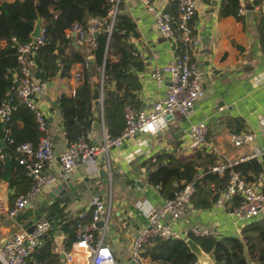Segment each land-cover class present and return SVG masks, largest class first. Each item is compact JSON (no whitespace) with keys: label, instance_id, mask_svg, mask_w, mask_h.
Masks as SVG:
<instances>
[{"label":"crops","instance_id":"obj_1","mask_svg":"<svg viewBox=\"0 0 264 264\" xmlns=\"http://www.w3.org/2000/svg\"><path fill=\"white\" fill-rule=\"evenodd\" d=\"M122 1L126 10L135 18L140 32L138 37L132 38L143 62V68L138 71L142 85L139 90L138 108L150 109L156 101L166 96L171 81L170 76L166 75L163 86H158L151 74L156 67L171 62L181 47V36L177 33L174 40L163 36L156 26L154 12L150 11L142 0ZM149 1L155 10L165 11H168L172 3L168 0ZM239 1L245 10L242 14L244 21L233 15H220L222 0H197L194 27L195 33L201 38V45L194 52V60L203 73L205 94L197 100L192 115L189 118H176L170 123L168 133H137L123 140L121 146L112 147L107 156L99 154L98 165L85 164L75 171L71 178L73 188H67L62 195L52 196L51 193L57 184L46 191L35 205L27 208L23 213L31 211L30 218L22 220V214L15 220L1 216L0 241L8 239L14 231L24 227L25 223L35 216L50 218L49 206L58 199H61L62 206L66 204L64 213L75 217L91 211L90 203L95 196L106 200L111 197L113 209L106 238L116 257L120 258L123 264H130L129 248L133 237L146 224L148 210L161 207L166 198L160 193V186L148 181L146 168L142 166L147 158L157 150L175 152L185 158L192 156L193 160L202 163L199 169L201 173L209 161L206 155L212 154L217 160L219 155L206 150L185 153L181 147L188 128L200 121L207 123V140L228 157L238 158L261 144L258 116L264 115V49L259 40L256 19L264 12V0ZM2 45L4 43H0V47ZM73 46L79 45L73 42ZM88 58L93 60V55ZM73 71L70 78L57 76L49 80L47 91L37 98L46 118V133L54 140L57 157L68 147L59 98L63 93H72L77 87ZM240 132L256 133L252 145L244 148L233 146L230 135ZM92 141L96 145L103 143L101 129L92 130ZM107 159L112 170L109 183L100 176V169L108 165ZM108 184H111L110 190ZM0 191L12 204L15 200L10 198L13 191L9 189L8 183L1 179ZM176 225L180 230L193 226L208 227L216 230L218 236L222 237L227 234L240 235L245 223L235 219L222 208H196L193 201L192 209L182 216ZM71 239L73 237L61 226L53 233L54 246L60 250H70L75 240L69 248L66 242ZM31 261L36 262L34 255ZM212 263L216 264L214 260ZM41 264H66V260L64 255L60 254L58 259Z\"/></svg>","mask_w":264,"mask_h":264},{"label":"trees","instance_id":"obj_2","mask_svg":"<svg viewBox=\"0 0 264 264\" xmlns=\"http://www.w3.org/2000/svg\"><path fill=\"white\" fill-rule=\"evenodd\" d=\"M109 8L110 0H0V43H4L0 47V104L14 91L13 87L18 83L16 77L21 72L19 47L32 40L35 24L38 18H42L45 43L33 55L27 56L33 75L42 80H52L57 76L70 78L75 66H82L75 93H63L59 98L68 145L94 129L96 114L103 115L110 137H119L126 127L123 116L125 103L140 106L139 90L142 85L138 71L143 68V62L132 41L133 37L140 35L135 18L126 10L122 1L109 34L106 30ZM241 8L239 0H222L220 15H233L244 21V16L240 14ZM168 12L177 18V4L172 2ZM92 17L100 21L99 30L95 33V45L87 39L85 44L73 46L72 39L66 37V29L74 24L87 29ZM256 23L260 33L259 40L264 49V12L259 14ZM174 28L176 35L180 34L176 24ZM89 55H93V60L88 58ZM100 67H104L102 103L93 97L94 89L101 86ZM16 103L17 109L11 118L0 122V138L5 136V129H8V137L13 140L4 141L8 156L0 176L13 191L11 200L27 192L33 184L26 167L19 163L17 146L24 142L37 144L46 134L40 128L34 111L17 97ZM206 157L209 158V166L205 165V174L200 179L198 177L202 163L193 160L192 156L185 158L175 152L157 150L142 166L146 168L149 183L160 186V193L166 198L173 196L186 183L198 179L197 193L193 201L194 206L200 209L214 206L219 191L227 187L231 172H239L249 181L255 180L257 175L264 172V162L252 158L228 169L224 175H219L208 172V167L216 163V156L207 154ZM68 202L67 199L66 203ZM239 202L238 196L233 208ZM61 204V199H58L49 206V217L53 220V225L45 234L44 245L34 253L36 262L30 261V264L58 259L60 254L53 252V233L58 226L73 237L66 242L68 248L77 240L79 218L67 216L64 213L66 204ZM91 213L90 211L85 214L84 222L90 220ZM191 238L212 256L216 264H264V215L247 223L241 235ZM143 255L147 264H198L197 256L183 239H152L145 246ZM0 264H3L1 260Z\"/></svg>","mask_w":264,"mask_h":264},{"label":"built area","instance_id":"obj_3","mask_svg":"<svg viewBox=\"0 0 264 264\" xmlns=\"http://www.w3.org/2000/svg\"><path fill=\"white\" fill-rule=\"evenodd\" d=\"M150 11L154 12L155 22L160 33L171 39L176 38L177 25L181 36V47L174 55L170 63L156 67L152 77L158 86H163L164 77L169 75L171 81L164 98L156 101L150 109H141L127 102L123 108V116L126 127L123 133L112 138L103 121V143L96 145L92 141V131L68 145L58 157L55 154L54 140L49 134L42 136L37 144L24 142L17 146L19 163L27 169L28 175L33 179L31 188L18 195L11 204L0 191V217L15 220L27 208L35 205L42 195L51 190L53 186L71 180L73 174L82 165H98L97 156H107L114 146H121L123 140L141 134H158L170 124L179 112L183 117L189 118L198 99L205 94L202 84V70L194 60V52L201 45L200 36L195 33L192 23L196 11L197 0H168L177 4L178 17L165 10H155L149 0H142ZM122 0H110L108 11L109 23L106 30L111 34L117 14L120 11ZM264 11V6L262 8ZM240 9V14H244ZM100 21L92 17L89 27L86 29L79 24H74L66 29V37L72 39L77 45L85 44L89 39L95 45V33L99 30ZM45 43V29L42 28L40 37L19 47L18 60L20 63V75L16 77L18 83L13 87L14 91L0 104V122L11 118L17 109L16 97L34 111L40 128L47 130V122L43 111L40 109L37 98L45 94L49 86V80L36 78L29 65L27 56L33 55L35 50ZM177 43V42H176ZM81 64H77L73 71V78L79 83L81 78ZM101 78V101H103V73L104 67H100ZM78 86V85H77ZM76 88L72 90L74 94ZM258 124L262 135L260 145L253 147L250 153L238 158L228 157L207 140L208 126L205 121L191 124L185 133L182 150L192 153L197 150L212 151L219 155L216 163L208 168V172L224 175L228 169L233 168L240 162L256 158L264 162V115L258 116ZM9 130L5 129V136L0 138V176L4 169L7 152L4 148L5 139L13 142L9 137ZM256 137L254 132L231 133L230 141L234 147L244 148L252 145ZM105 169L111 177L112 170L109 159ZM205 174L203 170L198 179ZM198 179L186 183L173 196L165 198L161 207L150 208L147 214V222L133 237L130 245V264H147L144 257L145 246L155 238L163 240L183 239L191 236H218L216 230L208 227L193 226L190 229L180 230L177 222L182 216L192 209L193 198L197 193ZM240 197L239 205L234 206L236 197ZM91 218L84 222L85 214H78V237L70 250L54 247L56 254H63L66 264H119L114 251L109 244L106 235L110 223L113 202L109 197L107 200L95 196L91 200ZM214 206L225 209L237 220L243 221L245 225L254 219L264 215V172L257 175L255 180H247L239 172H231L226 188L219 191ZM233 208V209H230ZM99 222H104L99 226ZM36 229L28 232L23 226L14 231L8 239L0 241V260L3 264H30L32 256L45 242V234L52 228L53 220L41 217L36 223ZM241 235V234H240Z\"/></svg>","mask_w":264,"mask_h":264},{"label":"water","instance_id":"obj_4","mask_svg":"<svg viewBox=\"0 0 264 264\" xmlns=\"http://www.w3.org/2000/svg\"><path fill=\"white\" fill-rule=\"evenodd\" d=\"M42 23L43 20L42 18H38L36 24H35V28L32 32V36L33 37H40L42 35ZM93 97L96 100H100V102L102 103V99H101V88L100 87H96L94 89V93H93ZM175 118H171L170 123L173 122L176 118L180 119L182 117V114L177 112L174 115ZM103 115H95L94 116V123H93V127L95 129H102L103 126ZM4 144V143H3ZM263 158H264V154H263ZM100 176H102L105 179L106 183H109V173L105 168H101L100 169ZM67 188H73V182L71 180H65L61 183H59L53 190V192L51 193L52 196H56L58 194L62 195L67 191ZM41 215L35 216L34 218H32L31 220H29L28 222L25 223L24 228L28 231V232H33L36 229V222L41 218ZM104 222H99V226H103ZM186 243L188 244V246L190 247L191 251L197 256L198 258V264H213V258L210 254L206 253L201 246L193 239V238H187Z\"/></svg>","mask_w":264,"mask_h":264},{"label":"rangeland","instance_id":"obj_5","mask_svg":"<svg viewBox=\"0 0 264 264\" xmlns=\"http://www.w3.org/2000/svg\"><path fill=\"white\" fill-rule=\"evenodd\" d=\"M101 81V78L99 79ZM170 125V124H169ZM169 125L164 129V132L168 133L169 130ZM108 189L110 190L111 188V184H108ZM31 214V211H28L27 213H22V215L20 216L21 219H27L29 217V215ZM117 261L119 264H123L122 261L120 260V258L116 257Z\"/></svg>","mask_w":264,"mask_h":264}]
</instances>
